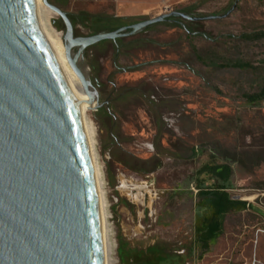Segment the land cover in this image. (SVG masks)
<instances>
[{"label":"rangeland","instance_id":"374dc122","mask_svg":"<svg viewBox=\"0 0 264 264\" xmlns=\"http://www.w3.org/2000/svg\"><path fill=\"white\" fill-rule=\"evenodd\" d=\"M234 1L48 0L73 20L76 36L185 8L191 16L221 15ZM179 21L84 51L100 104L87 117L104 174L112 257L264 264V99L251 101L264 85V0H238L222 19ZM51 25L62 39L58 15ZM221 184L245 205L225 211L210 237L213 212L197 189Z\"/></svg>","mask_w":264,"mask_h":264},{"label":"water","instance_id":"95a60500","mask_svg":"<svg viewBox=\"0 0 264 264\" xmlns=\"http://www.w3.org/2000/svg\"><path fill=\"white\" fill-rule=\"evenodd\" d=\"M169 11L112 31L76 36L68 14L42 0L62 22L65 57L93 101L86 48L129 36L170 17H227ZM54 23V21L52 22ZM0 264H104L101 218L79 100L41 35L34 0H0Z\"/></svg>","mask_w":264,"mask_h":264},{"label":"bare ground","instance_id":"6f19581e","mask_svg":"<svg viewBox=\"0 0 264 264\" xmlns=\"http://www.w3.org/2000/svg\"><path fill=\"white\" fill-rule=\"evenodd\" d=\"M35 7V15L36 21L38 25V29L43 36L50 52L54 55L60 69L61 73L68 84L71 91L79 100V111L80 118L82 121V126L84 129V133L86 136V141L89 148L90 158L92 162V168L94 173V179L96 184L97 196H98V204L100 210V218H101V229H102V242H103V257L104 264H110V259L112 257V249L114 248V242L110 238V230L109 223L107 219L110 217L108 212V204L105 197L104 191V174L101 165L99 164V157L96 150V139H95V131L94 128L89 121L87 114L90 109L87 106H91L93 101L88 97L86 91L84 90L79 78L72 70L70 65L68 64L64 46L62 43V39L60 33L57 32L53 26L51 25L52 15L55 14L52 12L42 0H34ZM135 190H142V186H133L131 188ZM253 196H246L243 199L247 201H251ZM264 214V212H261Z\"/></svg>","mask_w":264,"mask_h":264},{"label":"trees","instance_id":"16d2710c","mask_svg":"<svg viewBox=\"0 0 264 264\" xmlns=\"http://www.w3.org/2000/svg\"><path fill=\"white\" fill-rule=\"evenodd\" d=\"M192 10L189 8H185L183 11L186 14H193L190 13ZM188 12V13H187ZM73 24V27L75 26L73 20L71 21ZM150 27V26H149ZM186 32L190 33V30L188 28H184ZM60 30H62V27H60ZM262 36H264V32L261 33ZM251 101L264 99V85L262 89L251 98ZM228 188V184H221L218 187L205 189L202 186H198L197 194L202 199V205L205 208L210 209L213 212V217L211 222L207 226V232L210 237H212L215 232L219 229L220 223L219 218L222 216V214L229 210V209H240L243 208L245 203L243 201L239 200H231L225 193V189Z\"/></svg>","mask_w":264,"mask_h":264},{"label":"flooded vegetation","instance_id":"af4514ba","mask_svg":"<svg viewBox=\"0 0 264 264\" xmlns=\"http://www.w3.org/2000/svg\"><path fill=\"white\" fill-rule=\"evenodd\" d=\"M179 19H182V18L170 17L167 22H170L173 25H178V24L182 25L181 22L179 21ZM116 39H118V38H116ZM116 39H115V41H116Z\"/></svg>","mask_w":264,"mask_h":264},{"label":"built area","instance_id":"2783aa9c","mask_svg":"<svg viewBox=\"0 0 264 264\" xmlns=\"http://www.w3.org/2000/svg\"><path fill=\"white\" fill-rule=\"evenodd\" d=\"M160 2H165L166 0H159ZM110 264H120V262L116 259L111 257Z\"/></svg>","mask_w":264,"mask_h":264}]
</instances>
